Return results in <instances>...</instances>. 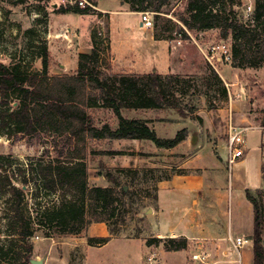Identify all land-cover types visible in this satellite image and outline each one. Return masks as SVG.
Masks as SVG:
<instances>
[{"label": "trees", "instance_id": "1", "mask_svg": "<svg viewBox=\"0 0 264 264\" xmlns=\"http://www.w3.org/2000/svg\"><path fill=\"white\" fill-rule=\"evenodd\" d=\"M125 2L131 12L150 10L156 21L169 3L168 0ZM240 4L236 0H186V16H182L180 21L192 32L218 29L220 41L233 40L231 53L235 67L258 68L264 63V0H255L253 15L248 21L233 9ZM87 10L89 8L61 7L59 12L84 13ZM154 35L158 40H171L170 36H162L157 26ZM41 57V72L27 70L20 64L0 63V129L9 139L55 131L80 142H85V136L149 141L163 150L175 148L185 140L186 130L179 131L174 138H161L148 120L123 116L125 110L148 109L171 110L182 117L194 115L195 107L180 104L179 74L108 73L100 67L101 53L96 46L90 53L79 55L75 75H50L46 47L42 48ZM14 101L15 107L12 105ZM95 107L112 110L117 125L112 127L105 123L99 127L94 124L87 108ZM76 144V150L71 149L65 156L60 151L55 159L41 157L16 168L11 160L1 163L2 217L9 230L11 244L0 245V264H12L15 257L19 264H31L32 240L37 233L44 238L77 236L92 224L104 223L111 236H118L127 216H138L143 206H136V192L129 186H121V177L104 166L105 172L100 175L112 185L89 186L86 143ZM154 171L160 173L158 182L172 177L164 168ZM118 173L136 179L138 171L124 169ZM30 189L33 190L31 193ZM245 194L254 209V233L251 237L254 264H264V190H246ZM29 199L35 201L33 210H28ZM154 199H157V193ZM109 239L89 238L88 241L90 245H103ZM13 242H17L19 247ZM146 242L148 245L163 242L166 251H181L188 247L186 239L149 238Z\"/></svg>", "mask_w": 264, "mask_h": 264}, {"label": "rangeland", "instance_id": "2", "mask_svg": "<svg viewBox=\"0 0 264 264\" xmlns=\"http://www.w3.org/2000/svg\"><path fill=\"white\" fill-rule=\"evenodd\" d=\"M18 1L0 0V63L20 64L27 70L41 72L42 48L46 47L50 75H75L79 55L90 53L92 47L96 46L101 53V69L108 73L126 74L121 68L124 65L122 61L125 60V48L122 43L127 30L140 28L137 15L117 12L130 11V6L125 0H89L99 10L108 11V14L94 9L84 13L63 14L59 9L66 7L61 5L59 0H26L23 3ZM168 1L157 21L150 10L146 12L150 13L153 22L152 30L155 31L157 26L162 36L171 37L168 42L172 67L183 75L212 76L209 80L210 93L218 102L222 98H228L230 105L227 108H230V112L225 111L222 114L219 110L211 108L201 117L195 115L182 117L171 110L123 111L125 117L148 120L149 125L161 138H174L179 131L186 130L185 140L177 147L166 150L156 148L149 141L93 139L85 136V142H80L55 131H46L39 136L9 139L0 129V165L11 160L15 168L41 157L45 160L55 159L60 151L65 156L71 149L78 148L76 143H86L89 186L112 185L100 175L105 172L102 169L104 166L106 170L121 177V186H129L136 192V206H143L138 216L132 214L127 216L122 232L118 235L120 237L143 236L147 239L154 235L149 217L155 208L154 196L157 193V179L160 176L155 169L164 168L170 175L202 170L208 171L210 175H216V172L220 173L223 169L227 171L230 169L233 176L241 172L238 171L237 163L230 165L228 162L229 120L237 127L246 128L244 137L247 142L246 155L249 152L248 159H251L247 167L250 174L255 172L257 146L264 143V63L258 68H239V71H236L239 75L236 85L227 88L223 79L232 82L231 77L235 73L233 63L232 67H229L227 63L213 61V66L205 56L213 45L221 42L220 31L218 29L205 32L189 31L180 21L182 16H186V0ZM236 1L241 4L234 6V11L244 21L250 20L255 0ZM108 16L111 20V40ZM232 43V39L227 42L230 50ZM114 57L117 61H113ZM215 76L221 77L222 80ZM178 98L182 106L187 105L183 104L184 94L179 93ZM12 105L15 107L16 102L14 101ZM87 111L94 124L99 127L105 123L112 127L117 125V118L110 109L95 107L87 108ZM262 150L264 152V146ZM226 158L227 162L223 163ZM124 169L137 170L136 179L118 173ZM31 189L30 193L33 191ZM2 202L1 199L0 245L8 246L11 244L9 242L11 237L8 236L9 230L2 217L4 207ZM34 204L35 201L29 199L28 210H33ZM87 231L80 235H86ZM71 239H74V236L54 235L52 238H44L41 233H37L32 240L34 249L31 259L42 260L49 257L48 264H80L78 260L82 257V246L72 245L74 248H71L70 252L71 243H76L74 242L76 240ZM87 242L89 244L88 239ZM13 243L19 247L17 242ZM117 250H122L120 241L103 249H92L90 255L110 257ZM12 261V264L20 263L16 257ZM185 264L195 262L188 255Z\"/></svg>", "mask_w": 264, "mask_h": 264}, {"label": "crops", "instance_id": "3", "mask_svg": "<svg viewBox=\"0 0 264 264\" xmlns=\"http://www.w3.org/2000/svg\"><path fill=\"white\" fill-rule=\"evenodd\" d=\"M101 12L109 13L105 10ZM117 12L137 15L140 28L126 31V38L122 43L125 48V60L122 61L124 65L121 67L123 72L179 74L180 94H184L185 98L183 104L195 107V116L201 117L211 108L219 110L222 114L225 111L230 112V108H227L230 105L228 98H222L218 102L210 93L209 80L212 76H188L176 72L171 64L169 42L156 39L152 28L142 25L141 13ZM107 18L111 40L110 16ZM110 45L112 49V41ZM115 60L117 61L114 57L113 61ZM215 77L221 79L219 76ZM223 81L225 82L224 79ZM262 146H264L263 142L257 146L258 156L254 162V173L250 174L247 170L251 159H248L249 152L246 155L245 138V155L236 162L240 173L233 176L230 174V169L229 171L223 169L220 173L216 172V175H210L208 171L202 170L174 174L170 180L157 183L155 208L149 217L154 235L147 239H186L188 241L186 249L166 251L163 242L148 245L147 239L143 236L136 238L111 236L106 224L96 223L88 228L86 235L74 236V239H71L76 240L74 241L76 243H71L70 252L75 246H82V257L78 260L80 264H185L186 257L188 255L192 257V254L198 251L209 255L210 264H254L251 238L254 233V209L245 192L264 190ZM226 162L227 158L223 163ZM109 237L107 243L99 246L87 242L89 238ZM238 238L247 240V243L240 248L237 247ZM118 241L122 244V250H117L112 256L90 255L92 249H103ZM70 252L67 253L68 256ZM151 256L154 260L149 263L148 258ZM48 259L49 257H46L41 261L43 264H48Z\"/></svg>", "mask_w": 264, "mask_h": 264}, {"label": "built area", "instance_id": "4", "mask_svg": "<svg viewBox=\"0 0 264 264\" xmlns=\"http://www.w3.org/2000/svg\"><path fill=\"white\" fill-rule=\"evenodd\" d=\"M60 4L65 6L66 8L71 7V8H81V9H94L97 10V6L94 5L92 2L89 0H59ZM141 22L142 25L147 27V28H153V22L150 18V13L148 12H142L141 13ZM101 34V33H99ZM210 53V54H209ZM209 53H207L205 56L206 58L212 63L214 66L213 61H217L219 63H227L232 67L233 63V58H232V53L230 50L229 45L227 42L221 41L216 45H213L209 49ZM216 68V67H215ZM236 71H239V67L234 68V72L231 80L232 82H226L225 85L227 88L233 87L236 85V82L239 79V75L236 74ZM230 121V120H229ZM228 121V135H229V141H228V162L230 165L235 164L238 160L242 159L245 155V137L244 133L246 128H241L233 125L231 121ZM247 243V240L238 238L236 240V246L237 247H242ZM154 258L151 256L148 258V262L152 263ZM192 260L198 262L199 264H210V257L207 253L203 252H195L192 254Z\"/></svg>", "mask_w": 264, "mask_h": 264}, {"label": "water", "instance_id": "5", "mask_svg": "<svg viewBox=\"0 0 264 264\" xmlns=\"http://www.w3.org/2000/svg\"><path fill=\"white\" fill-rule=\"evenodd\" d=\"M31 264H43L41 260H31Z\"/></svg>", "mask_w": 264, "mask_h": 264}]
</instances>
